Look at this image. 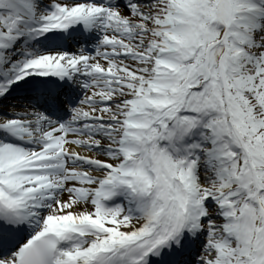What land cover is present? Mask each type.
<instances>
[{
	"label": "snow or ice",
	"instance_id": "obj_1",
	"mask_svg": "<svg viewBox=\"0 0 264 264\" xmlns=\"http://www.w3.org/2000/svg\"><path fill=\"white\" fill-rule=\"evenodd\" d=\"M0 264H264V0H0Z\"/></svg>",
	"mask_w": 264,
	"mask_h": 264
}]
</instances>
